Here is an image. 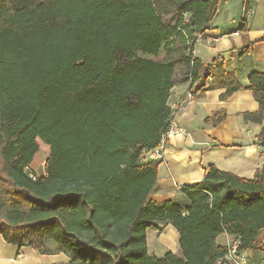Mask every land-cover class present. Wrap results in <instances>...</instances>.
<instances>
[{"label": "trees", "instance_id": "16d2710c", "mask_svg": "<svg viewBox=\"0 0 264 264\" xmlns=\"http://www.w3.org/2000/svg\"><path fill=\"white\" fill-rule=\"evenodd\" d=\"M180 1L168 24L155 0H0L7 243L53 240L70 264H216L227 252L220 235L239 238L242 251L254 245L264 230V167L247 180L210 166L184 189L188 208L149 199L160 162L145 154L160 145L173 113L174 47L191 52L221 0ZM189 61L193 81L223 66V59L209 67ZM247 90L263 115L264 73L252 74ZM40 143L50 153L44 176L33 180L28 169ZM164 222L178 231L180 256L149 252L146 231Z\"/></svg>", "mask_w": 264, "mask_h": 264}, {"label": "crops", "instance_id": "0c3cea01", "mask_svg": "<svg viewBox=\"0 0 264 264\" xmlns=\"http://www.w3.org/2000/svg\"><path fill=\"white\" fill-rule=\"evenodd\" d=\"M176 46L172 56L174 86L168 105L184 133L169 139L158 169V183L149 199L157 205L172 202L188 208L191 201L184 189L201 182L210 166L247 180L264 167V114H260L253 92L247 90L250 76L264 73V0L220 1L204 39L193 49L204 67L223 59V66L213 73L202 71L193 81L190 51ZM237 85L242 89L222 99ZM218 116L224 119L207 122ZM157 225L160 230L146 231L149 252L160 258L168 253L180 256L178 231L167 222ZM233 237L222 234L217 245L226 247ZM245 253L247 264H264V230ZM70 263L53 240L37 247L20 246L0 236V264Z\"/></svg>", "mask_w": 264, "mask_h": 264}, {"label": "built area", "instance_id": "2783aa9c", "mask_svg": "<svg viewBox=\"0 0 264 264\" xmlns=\"http://www.w3.org/2000/svg\"><path fill=\"white\" fill-rule=\"evenodd\" d=\"M205 33L198 34L194 41L195 46L204 39ZM190 56L194 58V50L190 52ZM210 80V79H209ZM184 133V130L179 127L175 120L174 113H172L171 118L168 121L167 131L164 133L161 143L155 149H152L145 154V159L147 161L161 162L165 158L166 146L171 137ZM30 178L37 180L40 176H37L31 167L28 169ZM241 241L237 237H233L226 245V254L224 257L220 258L216 264H247L246 253L240 249Z\"/></svg>", "mask_w": 264, "mask_h": 264}, {"label": "rangeland", "instance_id": "374dc122", "mask_svg": "<svg viewBox=\"0 0 264 264\" xmlns=\"http://www.w3.org/2000/svg\"><path fill=\"white\" fill-rule=\"evenodd\" d=\"M26 1L31 2L32 4H37L39 0ZM155 4L159 15L161 16L164 22L168 24H174L176 22L177 10L181 4L180 0H155ZM176 47L177 46H175L174 49H176ZM45 146L43 145V143H40V152L38 153V156L35 161L30 166L33 172L40 177L43 176L45 173V165L47 163V157L49 155V148ZM33 242L35 243V246L41 244V242L36 239L33 240Z\"/></svg>", "mask_w": 264, "mask_h": 264}]
</instances>
